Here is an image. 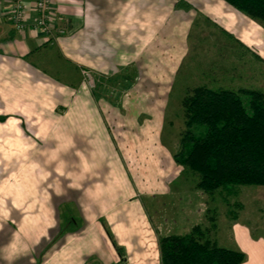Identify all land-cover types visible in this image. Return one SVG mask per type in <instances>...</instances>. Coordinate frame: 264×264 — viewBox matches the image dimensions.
<instances>
[{
	"label": "crops",
	"instance_id": "1",
	"mask_svg": "<svg viewBox=\"0 0 264 264\" xmlns=\"http://www.w3.org/2000/svg\"><path fill=\"white\" fill-rule=\"evenodd\" d=\"M55 6L68 29L48 40L14 30L0 0V264H161L158 238L185 214L164 126L191 33L243 35L251 18L224 0ZM229 237L264 264L262 238Z\"/></svg>",
	"mask_w": 264,
	"mask_h": 264
},
{
	"label": "trees",
	"instance_id": "2",
	"mask_svg": "<svg viewBox=\"0 0 264 264\" xmlns=\"http://www.w3.org/2000/svg\"><path fill=\"white\" fill-rule=\"evenodd\" d=\"M224 1L264 27V0ZM182 106L186 129L174 158L198 174L197 188L230 196L238 185L264 186L262 89L198 85L184 95ZM158 244L161 264H242L245 259L240 250L218 246L199 224L160 235Z\"/></svg>",
	"mask_w": 264,
	"mask_h": 264
},
{
	"label": "rangeland",
	"instance_id": "3",
	"mask_svg": "<svg viewBox=\"0 0 264 264\" xmlns=\"http://www.w3.org/2000/svg\"><path fill=\"white\" fill-rule=\"evenodd\" d=\"M180 70L165 112V134L170 138L173 155L180 150L186 129L182 99L190 89L206 85L264 91V27L251 18L250 31L239 35L224 27L203 24L192 31L189 51ZM183 173L187 192L185 203H180L185 205V214L182 221L165 224L167 231L184 233L199 224L208 229V237L218 246L231 248L229 236L245 226L254 237L264 241V186L238 185L236 194L230 196L220 190L209 194L196 187L198 174L188 169Z\"/></svg>",
	"mask_w": 264,
	"mask_h": 264
},
{
	"label": "built area",
	"instance_id": "4",
	"mask_svg": "<svg viewBox=\"0 0 264 264\" xmlns=\"http://www.w3.org/2000/svg\"><path fill=\"white\" fill-rule=\"evenodd\" d=\"M32 11L34 19L28 21V7L24 0H11L8 19L14 30L24 32L32 29L42 34L45 38L57 39L67 32V20L58 12L55 0H33ZM84 86L89 89L94 87L95 80L89 70H82Z\"/></svg>",
	"mask_w": 264,
	"mask_h": 264
}]
</instances>
